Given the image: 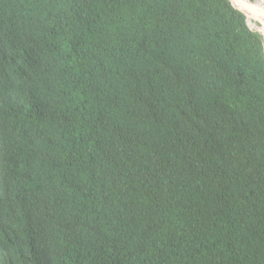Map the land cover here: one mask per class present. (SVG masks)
<instances>
[{
    "label": "trees",
    "instance_id": "16d2710c",
    "mask_svg": "<svg viewBox=\"0 0 264 264\" xmlns=\"http://www.w3.org/2000/svg\"><path fill=\"white\" fill-rule=\"evenodd\" d=\"M0 264H264V44L229 0H0Z\"/></svg>",
    "mask_w": 264,
    "mask_h": 264
},
{
    "label": "water",
    "instance_id": "95a60500",
    "mask_svg": "<svg viewBox=\"0 0 264 264\" xmlns=\"http://www.w3.org/2000/svg\"><path fill=\"white\" fill-rule=\"evenodd\" d=\"M231 4L238 9L240 12L243 13V15L246 17V22L248 27L251 30H254L258 32L263 39V44H264V23L260 20H264V12H258L255 10V5H253V2H250L249 0H229ZM248 17H251V19L256 22L259 26V28H252L248 22Z\"/></svg>",
    "mask_w": 264,
    "mask_h": 264
},
{
    "label": "bare ground",
    "instance_id": "6f19581e",
    "mask_svg": "<svg viewBox=\"0 0 264 264\" xmlns=\"http://www.w3.org/2000/svg\"><path fill=\"white\" fill-rule=\"evenodd\" d=\"M254 5L257 6L258 5V0L254 1ZM259 8L261 12H264V0H260L259 2ZM261 23H264V20H260ZM248 22L249 24H251L252 28H259L258 24L256 22H254L251 17H248Z\"/></svg>",
    "mask_w": 264,
    "mask_h": 264
},
{
    "label": "clouds",
    "instance_id": "9594fccd",
    "mask_svg": "<svg viewBox=\"0 0 264 264\" xmlns=\"http://www.w3.org/2000/svg\"><path fill=\"white\" fill-rule=\"evenodd\" d=\"M254 1V0H253Z\"/></svg>",
    "mask_w": 264,
    "mask_h": 264
}]
</instances>
